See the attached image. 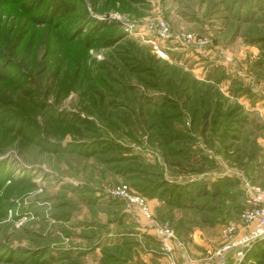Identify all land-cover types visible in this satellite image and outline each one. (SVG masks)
Returning <instances> with one entry per match:
<instances>
[{
  "label": "rangeland",
  "instance_id": "rangeland-1",
  "mask_svg": "<svg viewBox=\"0 0 264 264\" xmlns=\"http://www.w3.org/2000/svg\"><path fill=\"white\" fill-rule=\"evenodd\" d=\"M255 187L264 0H0V264H264Z\"/></svg>",
  "mask_w": 264,
  "mask_h": 264
},
{
  "label": "built area",
  "instance_id": "built-area-1",
  "mask_svg": "<svg viewBox=\"0 0 264 264\" xmlns=\"http://www.w3.org/2000/svg\"><path fill=\"white\" fill-rule=\"evenodd\" d=\"M161 26V37L166 38V36L170 34L169 27L166 24H162ZM183 40L186 42H192L194 41V38H188L186 36ZM132 199L133 198H130L131 201ZM137 204L140 206V209L145 216L151 217L145 201L137 200ZM241 222L243 223L246 232H248V235L242 238V243L246 244L251 240L264 236V188L255 187L251 190L250 196L248 197L247 208L241 214ZM231 231L232 230L230 229L229 233L225 232L224 250L228 252L232 249V242L228 238L230 237Z\"/></svg>",
  "mask_w": 264,
  "mask_h": 264
},
{
  "label": "trees",
  "instance_id": "trees-1",
  "mask_svg": "<svg viewBox=\"0 0 264 264\" xmlns=\"http://www.w3.org/2000/svg\"><path fill=\"white\" fill-rule=\"evenodd\" d=\"M64 9H66V7H64ZM219 185L220 184H216V183L212 185L215 189H217V194L220 192ZM210 193L211 190L210 188L207 187H202L197 190H194L192 187H190L189 189L187 188L185 191L179 192L176 200H174V202L170 204L180 209L193 207L195 203L199 201V199H203L204 197L208 196ZM184 195H186L185 198Z\"/></svg>",
  "mask_w": 264,
  "mask_h": 264
}]
</instances>
